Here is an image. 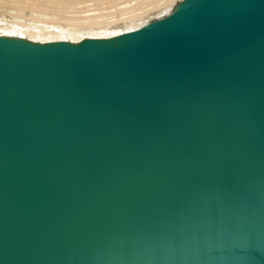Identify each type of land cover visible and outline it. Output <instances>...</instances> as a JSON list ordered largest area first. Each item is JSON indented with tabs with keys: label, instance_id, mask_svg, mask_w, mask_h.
I'll use <instances>...</instances> for the list:
<instances>
[{
	"label": "water",
	"instance_id": "obj_1",
	"mask_svg": "<svg viewBox=\"0 0 264 264\" xmlns=\"http://www.w3.org/2000/svg\"><path fill=\"white\" fill-rule=\"evenodd\" d=\"M0 264H264V0L0 34Z\"/></svg>",
	"mask_w": 264,
	"mask_h": 264
},
{
	"label": "bare ground",
	"instance_id": "obj_2",
	"mask_svg": "<svg viewBox=\"0 0 264 264\" xmlns=\"http://www.w3.org/2000/svg\"><path fill=\"white\" fill-rule=\"evenodd\" d=\"M180 0H0V34L48 42L110 37L172 11Z\"/></svg>",
	"mask_w": 264,
	"mask_h": 264
}]
</instances>
